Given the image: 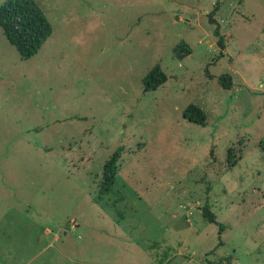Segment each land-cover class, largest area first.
<instances>
[{"label": "rangeland", "instance_id": "rangeland-1", "mask_svg": "<svg viewBox=\"0 0 264 264\" xmlns=\"http://www.w3.org/2000/svg\"><path fill=\"white\" fill-rule=\"evenodd\" d=\"M36 1L53 31L33 56L0 28V264H264V0Z\"/></svg>", "mask_w": 264, "mask_h": 264}, {"label": "trees", "instance_id": "trees-1", "mask_svg": "<svg viewBox=\"0 0 264 264\" xmlns=\"http://www.w3.org/2000/svg\"><path fill=\"white\" fill-rule=\"evenodd\" d=\"M218 9V2L214 4L213 9L208 13V22L213 25V35L216 37V44L223 48V35L220 33V26L213 17V13ZM0 28L15 48L16 52L22 58H30L33 56L46 40L52 34V25L46 15L44 8L36 0H5L0 5ZM173 54L178 59H183L191 53L190 46L182 41L174 46ZM167 79L161 65L155 63L142 78L145 90H155L162 85ZM218 83L224 88H230L232 85V77L230 73L224 72L218 76ZM184 118L190 122L205 125L207 120L206 112L197 104L189 103L183 109ZM259 147L264 151V138L259 142ZM119 152L116 151L104 160L101 170L99 195L102 197L111 191L116 181L117 162ZM233 149L228 150V160L233 161ZM202 216L208 222L218 225L219 241L222 244L220 233L225 229V225L218 222L215 213L210 209L209 204L202 206ZM229 260L209 262V264H228Z\"/></svg>", "mask_w": 264, "mask_h": 264}]
</instances>
